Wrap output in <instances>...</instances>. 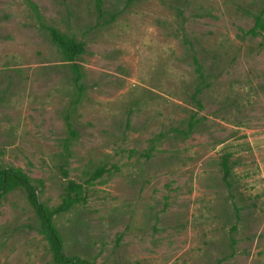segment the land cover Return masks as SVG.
Returning a JSON list of instances; mask_svg holds the SVG:
<instances>
[{
	"label": "rangeland",
	"instance_id": "rangeland-1",
	"mask_svg": "<svg viewBox=\"0 0 264 264\" xmlns=\"http://www.w3.org/2000/svg\"><path fill=\"white\" fill-rule=\"evenodd\" d=\"M1 168L68 257L264 264V0H0ZM0 264H58L22 189Z\"/></svg>",
	"mask_w": 264,
	"mask_h": 264
},
{
	"label": "trees",
	"instance_id": "trees-1",
	"mask_svg": "<svg viewBox=\"0 0 264 264\" xmlns=\"http://www.w3.org/2000/svg\"><path fill=\"white\" fill-rule=\"evenodd\" d=\"M61 45L67 48L72 55L77 54L80 49V45L74 41L64 42L61 40ZM15 189H22L25 192L28 203L34 209L40 220L41 230L45 234L54 259L58 264H93L88 260L68 257L65 254L62 241L52 223V213L41 203L35 185L20 171L12 168H1L0 197Z\"/></svg>",
	"mask_w": 264,
	"mask_h": 264
}]
</instances>
